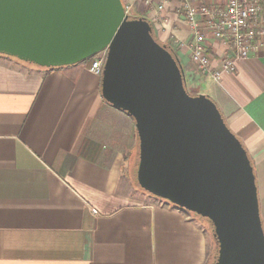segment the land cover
Returning a JSON list of instances; mask_svg holds the SVG:
<instances>
[{
	"label": "crops",
	"instance_id": "crops-1",
	"mask_svg": "<svg viewBox=\"0 0 264 264\" xmlns=\"http://www.w3.org/2000/svg\"><path fill=\"white\" fill-rule=\"evenodd\" d=\"M121 1L149 22L186 85L210 97L246 150L264 232V46L215 82L191 62L178 0L160 14L145 0ZM201 45L219 68L226 47L208 33ZM88 66L47 70L0 58V264H205L207 224L140 191L134 121L102 99Z\"/></svg>",
	"mask_w": 264,
	"mask_h": 264
},
{
	"label": "water",
	"instance_id": "water-1",
	"mask_svg": "<svg viewBox=\"0 0 264 264\" xmlns=\"http://www.w3.org/2000/svg\"><path fill=\"white\" fill-rule=\"evenodd\" d=\"M105 51L102 99L134 121L138 187L209 221L214 264H264L253 167L218 107L121 0H0V55L42 69Z\"/></svg>",
	"mask_w": 264,
	"mask_h": 264
},
{
	"label": "built area",
	"instance_id": "built-area-1",
	"mask_svg": "<svg viewBox=\"0 0 264 264\" xmlns=\"http://www.w3.org/2000/svg\"><path fill=\"white\" fill-rule=\"evenodd\" d=\"M171 0H145V4H154L160 14ZM177 13L183 18L192 36L190 47L191 62L197 72L209 75L213 81H219L222 74L234 69L235 62L247 59L264 46V15L261 0H226L223 6L213 4L196 6L193 0H178ZM125 12L129 15L127 7ZM160 20L163 18H159ZM226 47V55L219 68L211 66V60L203 50L201 43L206 34ZM105 61V51L90 59L88 71L101 77Z\"/></svg>",
	"mask_w": 264,
	"mask_h": 264
},
{
	"label": "trees",
	"instance_id": "trees-1",
	"mask_svg": "<svg viewBox=\"0 0 264 264\" xmlns=\"http://www.w3.org/2000/svg\"><path fill=\"white\" fill-rule=\"evenodd\" d=\"M152 35H153V33H152ZM153 38L155 39L154 35H153ZM155 40H156V39H155ZM159 44H160V43H159ZM167 49H168L169 51H171L169 48H167ZM171 53L173 54V56L176 57V55L174 54L173 51H171ZM0 58H5V59L13 60V61L19 62V63H21V64H23V65H27V66H31V67H34V68H38V67L35 66V65L20 62V61L16 60L15 58H12V57H7V56H4V55H0ZM87 61L90 62V59L87 60ZM47 70H52V69H47ZM185 88H186V83H185ZM186 90H187V92H188L189 95H192V96H194V95H198L197 93H196V94H191L187 88H186ZM248 158H249V156H248ZM249 160H250V158H249ZM250 163H251V161H250ZM251 165H252V163H251ZM252 167H253V166H252ZM253 173H254V171H253ZM134 181H136V180H135V175H134ZM140 190H141V189H140ZM141 191H142V190H141ZM172 206H173V205H172ZM173 207H175V206H173ZM175 208H177V207H175ZM182 211H184V210H182ZM185 212H186V211H185ZM187 213H189V212H187ZM190 214H192V213H190ZM192 215H193L194 217H196V218L202 220V221H206V222H208V226H209L208 228H209V231L212 233V226L210 225L209 221H207V220L204 219V218H200L199 216H197V215H195V214H192ZM212 239H213L212 252H211V254L209 255V257H208V259H207V262H206L205 264H214V262H215L217 246H216L215 239H214V238H212Z\"/></svg>",
	"mask_w": 264,
	"mask_h": 264
},
{
	"label": "rangeland",
	"instance_id": "rangeland-1",
	"mask_svg": "<svg viewBox=\"0 0 264 264\" xmlns=\"http://www.w3.org/2000/svg\"><path fill=\"white\" fill-rule=\"evenodd\" d=\"M186 88L189 90V92H190L191 94H196V92L193 90L192 86H190V85H186ZM202 92L205 93V91H202ZM200 94H201V93H200ZM140 191H141V190H140ZM141 192L145 193L144 191H141ZM145 194H147L148 196H150V197H152V198H154V199H158V200L164 201V200H162V199H159V198L153 197V196H151V195L148 194V193H145ZM165 202H166V201H165ZM204 223H206L207 226H208V222L204 221ZM208 227H209V226H208Z\"/></svg>",
	"mask_w": 264,
	"mask_h": 264
}]
</instances>
